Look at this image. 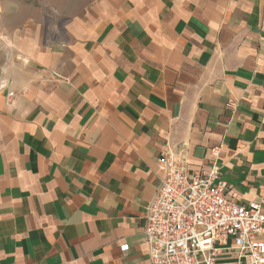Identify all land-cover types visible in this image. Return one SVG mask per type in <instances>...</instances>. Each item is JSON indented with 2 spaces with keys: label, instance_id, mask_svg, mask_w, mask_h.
<instances>
[{
  "label": "crops",
  "instance_id": "crops-1",
  "mask_svg": "<svg viewBox=\"0 0 264 264\" xmlns=\"http://www.w3.org/2000/svg\"><path fill=\"white\" fill-rule=\"evenodd\" d=\"M216 147L264 197V0H0V264H151L159 160Z\"/></svg>",
  "mask_w": 264,
  "mask_h": 264
},
{
  "label": "built area",
  "instance_id": "built-area-1",
  "mask_svg": "<svg viewBox=\"0 0 264 264\" xmlns=\"http://www.w3.org/2000/svg\"><path fill=\"white\" fill-rule=\"evenodd\" d=\"M220 156L221 148H213L211 165L193 171L185 150L162 155L165 176L144 232L151 264H216L229 242L237 264H264V197L246 204L230 199L216 165Z\"/></svg>",
  "mask_w": 264,
  "mask_h": 264
}]
</instances>
